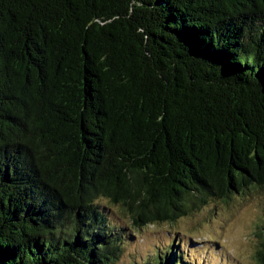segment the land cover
<instances>
[{"label": "trees", "instance_id": "16d2710c", "mask_svg": "<svg viewBox=\"0 0 264 264\" xmlns=\"http://www.w3.org/2000/svg\"><path fill=\"white\" fill-rule=\"evenodd\" d=\"M262 90L264 0H0V264H117L126 220L264 192Z\"/></svg>", "mask_w": 264, "mask_h": 264}, {"label": "rangeland", "instance_id": "374dc122", "mask_svg": "<svg viewBox=\"0 0 264 264\" xmlns=\"http://www.w3.org/2000/svg\"><path fill=\"white\" fill-rule=\"evenodd\" d=\"M263 222L262 191L232 194L228 202L209 198L199 210L174 222L140 228L126 220L130 227L127 235L132 239L126 241L117 264H144L158 256L165 258L172 243L189 254L191 264H256Z\"/></svg>", "mask_w": 264, "mask_h": 264}, {"label": "water", "instance_id": "95a60500", "mask_svg": "<svg viewBox=\"0 0 264 264\" xmlns=\"http://www.w3.org/2000/svg\"><path fill=\"white\" fill-rule=\"evenodd\" d=\"M259 97L264 101V90L259 91Z\"/></svg>", "mask_w": 264, "mask_h": 264}]
</instances>
